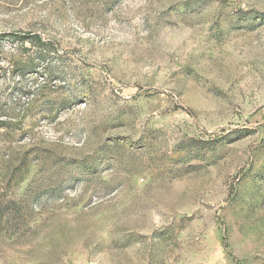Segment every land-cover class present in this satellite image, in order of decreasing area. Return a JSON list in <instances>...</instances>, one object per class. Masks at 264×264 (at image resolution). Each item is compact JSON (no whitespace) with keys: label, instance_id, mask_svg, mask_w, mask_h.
<instances>
[{"label":"rangeland","instance_id":"374dc122","mask_svg":"<svg viewBox=\"0 0 264 264\" xmlns=\"http://www.w3.org/2000/svg\"><path fill=\"white\" fill-rule=\"evenodd\" d=\"M0 264H264V0H0Z\"/></svg>","mask_w":264,"mask_h":264},{"label":"trees","instance_id":"16d2710c","mask_svg":"<svg viewBox=\"0 0 264 264\" xmlns=\"http://www.w3.org/2000/svg\"><path fill=\"white\" fill-rule=\"evenodd\" d=\"M18 39L22 40L23 42L28 40V39H35L36 41H38L39 43H42L43 40L40 36L38 35H31V34H28V35H24V36H16Z\"/></svg>","mask_w":264,"mask_h":264}]
</instances>
